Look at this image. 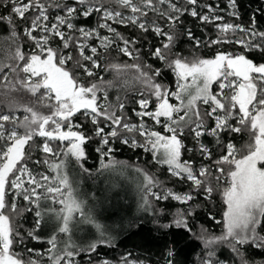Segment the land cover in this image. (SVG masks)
<instances>
[{
    "label": "snow or ice",
    "instance_id": "obj_1",
    "mask_svg": "<svg viewBox=\"0 0 264 264\" xmlns=\"http://www.w3.org/2000/svg\"><path fill=\"white\" fill-rule=\"evenodd\" d=\"M109 3L110 0H73L71 4H62L58 0L47 4L43 0H0V5L9 9L7 15H0V23L7 25L10 32L6 39H10L14 47L12 59L15 61L2 73L0 85L9 92L23 90L37 97L35 104L21 105L26 113L23 119L0 114V264H39L35 259L25 262L13 251L17 242L24 239L13 221V214H21L17 205L19 197L28 205L23 211H34L35 214L34 227L27 232L33 240L40 239L37 232L48 213L55 214L60 221L59 233L70 231L73 213L93 222L85 217V202L77 198L65 167L71 157L83 171H88L82 163L87 159L85 145L94 138H98L96 151L100 155L101 168L124 163L111 155L115 151L112 142L118 140L130 148L150 152L156 164L167 166L171 177L191 182L189 191L177 193L154 174L136 168L143 176L141 208L150 212L156 230H181L172 233L173 245L191 234L204 245L205 252L199 264H224L215 259L213 246L227 242L238 264H251L245 246L264 250V31L258 30L256 16L253 15L245 27L226 22L209 4L203 5L206 12H199L198 0H184L183 6L179 0H115L121 8L130 10L132 14L128 16L110 10ZM227 6L232 9L229 16L239 19L238 0H227ZM50 8L63 14H57L51 20ZM148 10L165 20L169 27L166 29L156 20H148ZM94 13L100 14L96 27H77L73 23L77 17L87 19ZM30 14H33L31 18ZM185 15L214 26L216 38L202 41L190 29L186 33L178 32ZM17 19L26 22L22 31L23 37L33 45L29 53L18 42ZM113 23L134 26L145 34L151 31L155 37L162 38L159 46L150 48L149 55L175 75V90L157 82L162 69L143 62L140 50L135 47L138 39L126 38L112 26ZM100 30H107L110 35H101ZM236 32L243 35L229 39L228 34ZM183 34L194 42V48L234 43L245 51L218 50L211 58L199 55L188 58L181 51H174ZM113 47L119 54L135 61L131 64L109 63L106 70H113L117 75L134 71V79L142 85L140 98L135 101L138 109H132L139 118L138 123L128 120L123 102L115 105L109 102L105 88L113 87V81H105L103 77L98 82L94 79L97 76L95 70L102 67L101 59ZM256 57L261 62H256ZM70 62L72 67H68ZM213 85H217L218 90L214 91ZM99 93H103V97ZM171 99L178 103L170 102ZM10 106L15 105L10 102ZM41 109L47 110V114ZM81 113L92 124L93 135L84 132L83 125L73 123V117ZM145 117L161 126L163 133L150 128ZM102 122H106L104 126ZM106 128L110 130L106 131ZM245 130L250 138L246 151L223 139L225 134ZM186 133L194 141L193 148H188L184 142ZM204 136L213 137L217 147L221 148L218 159L213 162L215 185L210 179L213 177L210 166L196 168L191 159H182L187 150L198 151L205 160H212L213 152L202 141ZM36 137L44 138L40 151L46 157H63L57 161L43 160L55 175L34 174L25 163L30 158L27 149ZM57 140L62 145L67 142L59 151L51 143ZM106 157L108 163H105ZM157 188L159 191L153 190ZM10 192L13 193L11 200L8 198ZM217 192L224 206L223 234L211 236L203 227L199 232L194 231L196 212L201 207L196 203L197 195L203 194V199L210 201ZM169 199L184 207L172 213L168 222L161 223L160 218L165 214L163 209L155 208L154 201ZM44 200H51L61 207L58 210L42 208L41 201ZM128 227L132 228L133 223L130 222ZM136 227L141 234L151 233V229H145L140 223ZM96 228L101 238L79 251L71 243L58 248L57 235L53 234L47 240L51 245L47 250L51 264H75L74 258L80 252L94 253L101 244L114 246V237L105 235L99 224ZM179 251L182 249H168L166 264H178L174 257ZM130 256L131 253L123 255L120 264H143ZM88 264H93L91 259ZM98 264H112V261L104 259ZM258 264H264V261Z\"/></svg>",
    "mask_w": 264,
    "mask_h": 264
},
{
    "label": "trees",
    "instance_id": "obj_2",
    "mask_svg": "<svg viewBox=\"0 0 264 264\" xmlns=\"http://www.w3.org/2000/svg\"><path fill=\"white\" fill-rule=\"evenodd\" d=\"M46 4L51 2V0H43ZM60 3H73V0H58ZM181 6L184 5V0H179ZM209 4L215 10L217 15L224 17L226 22L241 24L245 27L249 25L250 18L255 15L257 18L258 30L264 31V0H238V13L239 19L236 17L229 16V12L232 9L228 8L227 0H198L197 10L201 13L207 11V8L203 5ZM110 10L121 11L125 16L131 15L132 13L128 9L121 8L115 3V0H110L109 3ZM166 7V6H162ZM8 8L0 5V15H7ZM149 11L147 17L148 20H156L162 27L168 28L169 25L163 19H160L158 15L154 12ZM49 14L53 16L57 14H63L60 10L55 8L49 9ZM30 14V17L31 18ZM100 14H93L91 17L85 19L83 17H77L73 21L77 27H96L100 22ZM17 32L19 34V43L22 44L23 50L26 53L31 52L32 42L23 37V28L26 26V22L23 20L17 19ZM110 23H112L110 21ZM113 27L117 29L122 35L126 38L133 37L138 39V43L135 45L136 48L140 50L141 59L145 63H151L154 67H160L162 69L161 76L157 78L158 83H162L172 90H175V75L171 70L167 69L160 61L155 60L151 55H149L150 48L152 46H159V42L162 38L155 37V35L149 31L147 34L141 32L139 29L134 26H125L121 24H112ZM190 29L193 34L200 38L202 41H208L209 39H215L217 36L216 30L212 25H206L201 23L198 19H195L189 15L183 17L182 26H178L177 31L180 33H186V30ZM101 35H110L107 30H100ZM10 35L7 25L0 23V80H3V72L8 71L7 66L14 65L15 61L12 59V53L14 52V47L11 46V40L6 39ZM229 39L240 38L243 34L240 32L229 33ZM90 43L97 44V41H91ZM192 41H189L186 34L180 35L177 40V46L174 51H181L185 57L191 58L193 55H199L204 58H211L216 54L218 50L228 51V52H244L245 49L237 44H218L211 47H200L194 48ZM55 46V44L53 45ZM71 51V50H68ZM100 51H103L100 49ZM255 55V54H253ZM102 67L96 69L97 76L94 78L97 82L101 77L105 81H113V87H106L105 91L108 93L109 102L113 105L118 102H123L125 104V115L131 122H137L136 117L133 116V108H138L135 104V101L140 98V89L142 85L139 84L134 79L135 73L133 70L123 71L119 75L113 70H106L109 63H120V64H131L135 61L129 57L119 54L115 47L109 50V53L106 57L101 59ZM256 62H261L258 57H256ZM68 67H72L71 62ZM9 76L12 74L9 72ZM213 90H218L217 85H213ZM7 93V95H5ZM103 97V93H99ZM37 97H33L30 93H27L23 90L9 92L2 85H0V114H12L19 119H23V116L26 114L23 111L21 105H33L35 104ZM10 102L15 106H10ZM173 103V99L170 100ZM47 114V110L41 109ZM201 111H203V105H201ZM163 119V118H162ZM145 121L150 128L154 130L163 132V128L159 125L153 124V122L145 117ZM74 124L83 125V131L88 135H93V126L89 120H85L82 113L77 114L73 117ZM102 122V126H104ZM10 127V125H6ZM79 130V129H75ZM110 129L106 128V131ZM166 134V133H165ZM225 142L231 141L237 149L246 151V145L249 142L248 132L242 131L241 133H230L223 136ZM44 138L36 137L31 146L27 149L30 158L26 159L28 167L33 170L35 173H45L49 175H55V173L50 172L47 169L46 165L43 164L44 159H49L52 161H57L58 159L52 156H47L42 151H40L39 146L43 143ZM202 141L209 146L213 152L212 160H205L198 151L188 152L184 151L182 159L187 160L191 159L196 168H199L201 165H208L212 168L213 184L215 185L214 175H215V166L214 160L218 159L221 148L217 147L215 139L210 136L202 137ZM142 142V141H141ZM184 142L188 148L194 147V141L191 136L186 133L184 137ZM52 146L56 151L60 150V146L57 143H53ZM99 146L98 138H94L92 141L85 145V151L87 154V159L84 160L83 167L88 171H83L80 165L75 162L71 157L70 160L76 164V170L79 172L80 176L85 182H95L100 175L104 174L107 168H101L100 164V155L96 151V148ZM112 146L115 151L111 154L118 162H124L123 166H126L128 170H136L137 167L143 168L145 171L150 174H154L164 185L168 188H171L177 193L187 192L190 189L191 182L187 180H181L175 177H171L167 171V166H161L156 164L151 157L150 152H145L142 148H130L127 145L120 143L118 140L112 142ZM108 157L105 158V163H108ZM40 160L41 163L37 164L35 161ZM137 179L140 181V184L137 188L136 199L137 203L133 204V197L127 195L123 201L120 197L122 196H112L114 199H118L116 203L112 202L110 205H107L105 208L102 207V210L99 212L97 218L105 235H110L114 237V246H108L106 244H101L98 246L96 252L88 253L86 251L80 252V255L74 258L75 264H88V260L91 259L93 264H98L100 260H110L112 264H120V258L123 255L131 253L130 259L136 260L138 262H143V264H166L167 256L166 253L168 249L174 248L179 251V254L174 257L178 264H199L200 259L205 252L204 245L201 241L195 239L191 234H187L183 240L180 241L178 245H173L172 233L181 231L179 229L170 228V229H161L156 230L155 226L151 223L153 217L150 212H144L141 208L142 204V187H143V176L141 173H136ZM154 191H159V188L153 189ZM13 193H9V200H11ZM195 195V193H194ZM126 196V195H125ZM151 199V198H150ZM196 203H199L201 207L197 209L195 219V228L194 231L199 232L201 227L207 230V233L211 236H220L224 232L223 225V202L218 192L213 194V198L208 201L203 199V194L197 195ZM55 209L59 208L60 205L53 203ZM18 210L21 212L20 215L13 214L14 224L24 236L23 242H17L13 251L18 253L20 258L25 262L30 259H35L39 261V264H51L48 259V248L49 244L47 240L53 235H57V245L58 248L62 249L60 245L61 240L64 238L63 233H59L56 230L53 234H50L49 229L44 228L43 224L41 229L38 230L37 234L39 235V240H33L27 236V232L32 230L34 227L35 214L34 211L29 213L23 211L28 205L23 201L22 197L17 198ZM154 206L157 210L163 209L164 216H161V223L168 222L172 217L171 214L174 213L177 209L184 207L177 201L171 199L165 201L161 200L159 202L154 201ZM140 207V208H139ZM215 217V219H212ZM219 221V223L217 222ZM133 223V227L129 228V223ZM106 223L110 227L108 231L106 230ZM140 223L145 229H151V233L139 232V229L136 227V224ZM264 227V226H262ZM133 233H137L133 235ZM264 234V233H262ZM101 238V233L93 232L92 234L86 237L85 241L78 242L74 244L75 250L79 251L80 249L86 248L87 245L91 242L97 241ZM155 238V239H152ZM246 247V256L251 261V264H258L260 261H264V250L257 249L254 247ZM216 253L215 259L217 261H222L224 264H238L235 255L231 252L227 242L218 243L213 246ZM28 249H33L35 252H29ZM44 255L37 254L36 252L42 251Z\"/></svg>",
    "mask_w": 264,
    "mask_h": 264
},
{
    "label": "rangeland",
    "instance_id": "obj_3",
    "mask_svg": "<svg viewBox=\"0 0 264 264\" xmlns=\"http://www.w3.org/2000/svg\"><path fill=\"white\" fill-rule=\"evenodd\" d=\"M54 17L55 16L50 14L51 20H54ZM98 43L99 41H97V45ZM173 103H178V101H175L173 99ZM133 116H135L134 113ZM136 120L137 122H132V123L139 122L138 117H136ZM51 143L52 144L57 143L61 148L62 146H65L67 142H64L63 145L58 140L52 141ZM65 172L68 174L69 180L72 183L73 188L75 189L77 198L85 202L84 203L85 217L90 218L93 222L89 223L87 222V219L82 218L79 213H73V219L70 221V231L68 233H63L64 238L60 242V245L62 247H64L65 244L68 243L74 245L77 244L78 242L85 241L86 237H88L90 233L91 234L93 232L100 233V231L97 230L96 225L99 224L101 227L102 225L98 221L97 216L99 212L102 210V207L105 208L107 205H110L112 202L114 203L117 202L118 199H114L112 198V196L115 195L119 197L122 196L120 197V199L121 201H123L124 198L127 197V195L129 196L131 195V197H133L132 200L133 204L137 203V199L135 196L140 181L137 179V175H136L137 171L135 169H133V171H130L127 169L126 166L116 164L107 168L104 174L100 175V177L97 178L95 182H91L90 184L89 182H85L83 180L79 172L76 170V164L72 162L70 158H68V162L65 167ZM45 174L48 173L45 172ZM41 206L42 208H55L51 200L41 201ZM59 208H57V210ZM59 223L60 221L56 218L55 214L48 213L45 216L43 227L46 229L48 228L50 234H53L58 229ZM109 228L110 227L106 223V230L108 231ZM49 247H51V245H49ZM36 253L44 255L43 250Z\"/></svg>",
    "mask_w": 264,
    "mask_h": 264
}]
</instances>
